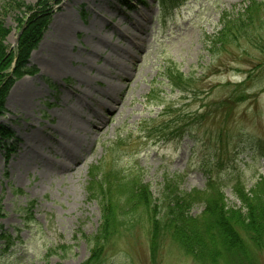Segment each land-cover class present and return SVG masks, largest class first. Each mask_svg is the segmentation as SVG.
<instances>
[{
	"label": "rangeland",
	"instance_id": "obj_1",
	"mask_svg": "<svg viewBox=\"0 0 264 264\" xmlns=\"http://www.w3.org/2000/svg\"><path fill=\"white\" fill-rule=\"evenodd\" d=\"M156 2L0 0V24L7 29L0 57L12 49L28 16L44 5L51 11L30 57L38 71L14 82L0 117L14 132L6 139L14 143L9 158L0 145V233L12 237L10 244L0 240V264H80L89 256L86 236L97 232L103 205L87 190L91 166L114 163L140 179L159 210L165 203L164 183L171 177L182 176L180 190L190 192L204 189L212 176L225 184L223 203L236 208L242 205L231 187L236 178H244L249 191L264 177V6L262 13L258 8L250 13L248 36L242 32L239 42L221 52L211 47L209 37L221 29L223 12L236 18L252 0H188L171 13L166 25L157 20ZM61 48L66 49L68 73L43 72ZM166 70L183 73L185 82L190 74L192 81L197 77L187 99L169 85ZM29 90L34 95L26 104H16ZM79 90L105 107L126 94L121 113L109 120L111 114L102 112L92 98L94 111L81 106ZM197 91L200 95L194 97ZM244 95L247 101H241ZM208 103L207 121L194 122V134L202 139L197 144L188 135L167 143L156 142L158 132L150 131L156 133L151 140L143 138L147 119L157 118L158 125L168 118L158 115L164 106L195 111ZM85 114L99 126L105 122L104 132L93 128ZM63 115L71 124L66 142L58 117ZM120 140L122 146L112 153L110 144ZM66 143L74 148L71 159L65 155ZM79 159L76 170L66 167ZM204 209V204H195L189 216ZM149 229L147 217H142L131 230L122 228L112 235L105 264H198L168 235L161 238L153 258ZM246 250V255H225L220 264H264V239Z\"/></svg>",
	"mask_w": 264,
	"mask_h": 264
},
{
	"label": "trees",
	"instance_id": "obj_2",
	"mask_svg": "<svg viewBox=\"0 0 264 264\" xmlns=\"http://www.w3.org/2000/svg\"><path fill=\"white\" fill-rule=\"evenodd\" d=\"M263 6V2L252 0L245 13L239 14L236 18L229 19L228 15L223 13V28L214 36L212 47L225 51L228 44L239 42L242 32L248 36L250 22L253 20L250 13L254 8H258L262 13ZM45 7L44 5L43 10L33 12L21 23V28H25L16 48L10 53L9 50L1 53L0 116L5 112V100L14 82L26 74L32 75L37 72V69L29 66L28 62L50 20L51 11L45 10ZM260 17L259 19H262ZM4 34H7V29L0 24V41ZM0 46L2 47L1 42ZM184 77L183 73L174 74L166 70V78L175 88L186 87ZM0 130L8 132L6 134L9 136L6 139L13 136L11 131L1 125ZM6 139L1 141L0 145L7 149L8 154L12 150V145L8 141L5 142ZM92 170L93 175L87 188L89 195L103 204L102 219L97 232L86 236L90 253L81 264H104L109 238L118 234L122 228L131 230L142 217H147L149 222L153 258L156 257L161 238L167 235L198 264H220L225 255H232L237 251L246 255L243 252H247L246 247L250 243L255 246L263 243L264 177L249 191L240 183L234 187L238 199L242 202L240 208L227 207L223 203L225 195L216 182H210L205 190L183 192L177 183L167 180L163 192L165 203L159 210V206L154 204L149 186L141 183L140 179L127 178L120 175L119 171H106L101 165L95 166ZM117 191L119 193H116ZM195 204H204L205 209L196 217L189 216L188 211ZM139 207L141 209H138ZM133 212L135 213L132 214ZM239 228L245 230L248 235L239 232ZM245 235L248 236L247 239ZM3 238L9 236L1 233L0 239Z\"/></svg>",
	"mask_w": 264,
	"mask_h": 264
},
{
	"label": "bare ground",
	"instance_id": "obj_3",
	"mask_svg": "<svg viewBox=\"0 0 264 264\" xmlns=\"http://www.w3.org/2000/svg\"><path fill=\"white\" fill-rule=\"evenodd\" d=\"M68 24H71V23H68ZM71 26H73V25H67V26H65V28H67V27H70L71 28ZM65 52H66V49L65 48H61L59 50V52H58L59 54H58L57 58L54 59L53 61L49 62V65L48 66L46 65L45 68L43 67V72H49L50 74L55 75V76H62L64 74L68 73V71L70 70V66H69V69H68L67 62L65 60V58H66V53ZM95 53H98V52H95ZM117 76L119 78L121 77L120 79H122V80H125L126 79L120 73H117ZM129 82H130V80H129ZM109 88H110V86H109ZM33 95L34 94L32 93V91L29 90L27 93H25L23 95H20L17 98V103L16 104H19V105H21L23 107L26 104L27 100L30 97H32ZM77 95H78V103L81 106H83V107L86 108L89 105L90 110H93L94 111V109H93L94 107H92V104L91 103L92 102H96L98 104L97 107L99 106V108L102 110V112L104 110L108 111V113L111 114V117H108L109 120L112 119L113 117L119 115L121 113L122 107H123V100L126 97V94H123L121 97L118 96V99L117 100H114L113 99V102L111 103V106L110 107H105V105L103 103H100V101L97 98H95L94 96H92L91 93H87V91H81V90H79V92L77 93ZM90 98H92V102L91 103H89V99ZM107 99L110 101L111 100V96L107 95ZM5 108H4V110H5ZM74 113L75 114L76 113L78 114L79 113V109H77V108L74 109ZM58 117H59L60 128L62 129V133L64 135L63 137L65 138V142H66L68 139L71 138V136L69 134V129H68V127H70L71 124H70V122L67 119L68 116L66 117V115H63V116H58ZM85 117H86V114H85ZM103 117L106 118V115L103 114ZM82 118H84V117L82 116ZM86 120L92 125L93 128L97 129L99 132L100 131L102 132L104 130V127H105L104 126L105 125L104 123L105 122H101L102 124H101V126H99L97 124V121L90 120L87 117H86ZM0 125L2 127H4L6 130L11 131V133H13V136H14L13 130L10 127H8L4 122H1L0 121ZM6 133H8V132H4L3 130H0V142L3 141L4 139H6L7 136H9ZM60 141L62 142L63 140H60ZM65 147H66L65 150H67V153L65 155L67 156V159H71L74 156V148L72 146H69L67 143L65 144ZM81 161L82 160L79 159V161L77 162V164H75L74 166H67L66 165V167L69 170H71V171L76 170L78 168L77 166L81 163Z\"/></svg>",
	"mask_w": 264,
	"mask_h": 264
}]
</instances>
